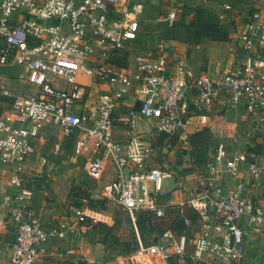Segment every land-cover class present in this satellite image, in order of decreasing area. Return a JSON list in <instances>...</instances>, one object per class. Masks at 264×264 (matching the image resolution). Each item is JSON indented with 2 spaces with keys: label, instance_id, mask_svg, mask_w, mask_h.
<instances>
[{
  "label": "built area",
  "instance_id": "2783aa9c",
  "mask_svg": "<svg viewBox=\"0 0 264 264\" xmlns=\"http://www.w3.org/2000/svg\"><path fill=\"white\" fill-rule=\"evenodd\" d=\"M129 2L0 0V68L21 67L25 84L32 91L14 97L9 109L0 113V182L5 180V185L13 189L1 197L15 230L11 264H38L48 256L50 240L91 232L98 224L88 198L72 208V223L61 224L58 229L46 230L34 215L33 193L24 173L47 130L77 139L75 157L91 147L93 158L85 166L89 180L101 181L111 163L112 178L102 186L101 196L114 203L133 225L140 215L163 222L180 218L198 234L199 242L212 257L211 264H264V255L255 261H248L244 255L246 231H264V208L256 198L246 195V185L239 176L245 164L248 177L264 185V152L246 150L230 157L217 154L203 167L192 163L190 197L168 205L163 199V184L174 182V174L149 169L151 149L135 135L140 117L153 120L156 130L167 136L180 134L185 126L181 105L191 87L196 90L195 106L206 107L217 99L241 106L264 146V0H248L249 5L244 7L229 3L220 6L223 18L230 19L233 26L234 65L219 78L203 73L191 83L181 76V61L173 70L168 67L162 49L156 57L150 52L140 56L130 51L128 43L138 32V22L129 15ZM179 12L180 8L171 7L162 20L166 28H173ZM96 47L101 50L97 52ZM116 55L131 59L135 71L129 74L110 64V58ZM80 74L108 87L91 108L79 104ZM56 80H62L65 88L58 87ZM135 82L142 85L139 111L115 118L117 103ZM2 90L8 95L6 89ZM115 123L130 128L126 140L115 139ZM250 137L248 131L246 138ZM40 161L46 163L45 159ZM222 173L235 183L230 191L214 194L211 185ZM187 210L195 216L194 224L184 217ZM154 240L143 255L152 248L162 262L191 264L202 258L201 246L187 251L185 234L166 229ZM63 256L57 255L59 259Z\"/></svg>",
  "mask_w": 264,
  "mask_h": 264
},
{
  "label": "crops",
  "instance_id": "0c3cea01",
  "mask_svg": "<svg viewBox=\"0 0 264 264\" xmlns=\"http://www.w3.org/2000/svg\"><path fill=\"white\" fill-rule=\"evenodd\" d=\"M187 3L188 1L185 3V0H130L128 3L129 15L138 22V32L135 39L129 41L128 48L135 55L143 56L150 52L153 57L159 55V50L162 49L167 57V65L170 69H175L178 62H182L181 76L188 83H191L203 73L212 78H219L231 69L236 59V54L232 50V45L234 44L232 22L228 18H223L221 11L219 13L221 5L206 0L203 3L199 2V7L210 10L218 16L220 25L228 32L230 41L211 42L205 40L198 45H187L183 42L182 29L190 25L189 9L193 6ZM172 6L180 8V12L177 14L173 31L168 32L162 20ZM93 40L92 42H94ZM96 49L97 52L101 50L99 47H96ZM94 60H97V58ZM115 63V67L123 69L129 74L135 71L134 62L131 59L124 61L120 57H116ZM77 80L82 87L81 100L79 102L82 108L93 107L98 98L108 92V87L105 84L85 75H78ZM141 88L142 85L140 83H133L130 91L117 103L114 111L115 118L120 115H127L131 111H139L141 100L143 99V96L139 94ZM195 94L196 90L194 88H187L186 100L181 105L185 126L180 134L167 136L156 130L153 120L145 119L151 131L150 134L141 136L142 140L151 149V155L147 160L148 168L151 170L171 171L174 174V185L164 190L163 199L168 205H175L187 200L193 188L192 160L190 159V147L187 144L189 136L205 131L204 139L207 142L202 147H199V150L195 151V153L201 154L203 159L207 158L213 149L216 154L229 157L242 153L237 148L243 147L245 139L243 135L246 136L248 131L250 136H254L250 137L254 141L244 151L249 150L253 153H259L253 151V149L259 145L263 146L261 137L254 130L250 119L246 116L241 106L233 105L224 99L213 100L206 107L195 106L193 104ZM48 131L50 130L46 132ZM129 131L130 128L128 126L115 123L114 137L116 140L124 141L128 138ZM45 134L42 140H44ZM42 140L39 142H42ZM263 151L264 148H261L262 153ZM84 153L85 155L90 154L93 156L91 147H88ZM31 157L32 155L26 164L24 173L26 177L29 176L28 168L29 170L31 169ZM111 170V163H109L108 171L103 177V185L111 180ZM222 174L224 179L222 175L218 179L222 178L225 181V179L229 178V181L226 183L221 181L222 179L217 181L214 184L215 189L211 187L214 194L230 191L235 183L233 178L224 173ZM239 176L246 185V195L251 197L250 195L254 194L256 189H251L250 187H256L255 183L248 177L245 168L240 169ZM34 188V183L30 182L28 189L33 193L31 208L43 227L48 230L53 227L51 223L57 220L59 216L61 220H64L65 217L63 212H56L46 206L41 201L39 191ZM12 192L13 189L5 185V180L0 182V264H11L10 247L14 241L15 230L9 219V208L2 205L1 197L4 193ZM100 198L103 199L102 196ZM90 210L91 214L96 216V218L101 216L94 209L90 208ZM70 220L69 222L66 220L65 224H71ZM111 220L110 218L109 222L112 223ZM100 222L98 220V224ZM184 234L187 236L186 248L188 252L194 251L196 247L199 248L201 246L203 248L202 258L191 264H211L212 257L208 251H205V245L203 246L199 242L198 234L191 230ZM82 236L85 237V234L78 232L74 235H67L63 240H50L47 245L48 256L39 260L38 264H68L77 260L84 261L79 253V239ZM243 246L244 255L248 261H255V259L262 256L261 254L264 255V231L247 230ZM58 254H63V258L59 259L57 257ZM130 262L132 264H142L136 257H131ZM95 264H101V262Z\"/></svg>",
  "mask_w": 264,
  "mask_h": 264
},
{
  "label": "rangeland",
  "instance_id": "374dc122",
  "mask_svg": "<svg viewBox=\"0 0 264 264\" xmlns=\"http://www.w3.org/2000/svg\"><path fill=\"white\" fill-rule=\"evenodd\" d=\"M187 1V4L193 5L190 7L192 9L196 8L199 2L203 3L204 0H185V3ZM206 1H212L218 5L229 3L236 7L249 5L248 0ZM220 11L221 8L219 13ZM55 84L60 88L65 87L62 80H56ZM2 87L8 91V95L3 94ZM31 92V87L25 84V73L21 67L12 65L0 68L1 113L9 109L10 102L14 97L28 95ZM243 136L245 137L243 141L244 145L242 148H237L241 152L254 141L253 138L247 139L245 135ZM76 140L75 138L64 136L57 131H48L45 134L44 140L37 144L30 158L31 169L29 170L28 168L29 176L27 177L29 184L30 182L34 183V189L39 191L41 201L46 206L56 212H63L65 217L64 220H61L59 216L57 220L51 223V226L57 229L61 224H65L66 220L68 222L71 219L72 208L81 206L83 198L101 199L100 195L104 178L99 182L88 179L85 174V166L93 156L83 153L75 157ZM216 155L214 149L211 150L206 158V164L211 162ZM225 157L229 156L226 155ZM41 159L46 160L44 165H41ZM241 167L244 169L246 165L242 164ZM221 175L223 178V174ZM221 179L212 183V189H215L214 184ZM223 179L221 181H224ZM228 181L229 178L225 179L224 182ZM173 185V181H166L163 184V189L165 190ZM255 185L256 187H250L251 189H256L254 190V194L250 196L256 198L264 208V185H257L256 183ZM94 210L101 214L99 218L97 216V219L101 222L91 232L83 234L93 245L105 248L106 255L101 264H132L130 262L131 257H136L142 264H172L170 260L162 262L152 248L148 251L147 255H143L142 253L144 249L150 247L152 241L154 243V239L159 237L160 233L167 228L169 222L141 220L140 223L133 225L125 213L111 201H108L104 210ZM110 218L112 219V223L109 222Z\"/></svg>",
  "mask_w": 264,
  "mask_h": 264
},
{
  "label": "trees",
  "instance_id": "16d2710c",
  "mask_svg": "<svg viewBox=\"0 0 264 264\" xmlns=\"http://www.w3.org/2000/svg\"><path fill=\"white\" fill-rule=\"evenodd\" d=\"M189 13H190V25L185 26L182 29V38L185 44L198 45L205 40L211 42H229L228 32L220 25V20L216 14H214L210 10H207L199 6H197L196 8L189 9ZM164 27L168 32L173 31L174 29V26L171 29L166 28L165 25ZM116 57H120L124 61L127 59L126 55L125 56L116 55L110 58L109 63L116 65L115 63ZM204 135H205V131L200 133H195L189 136L187 140V144L190 147V159L192 160V163L195 164L196 166H202V167L206 164V158L204 159L201 158V154L195 153V151L199 150V147H202L204 144H206L207 141L204 139ZM261 148H263L262 145L256 146L253 149V151L261 152ZM88 203H89V207L92 209L103 210L105 208L107 201L105 199H92L88 197ZM184 217L189 219L192 224L195 223L196 219L191 211L187 210L184 214ZM141 220H153V219L147 216L140 215L135 225L140 223ZM97 226L99 225L97 224ZM166 229H170L172 232L177 233L179 235L184 234L189 230L188 227L185 226L183 219L180 218H177V220L176 219L170 220L169 225L167 226ZM152 244L153 241L151 245ZM170 261L172 264H174L172 260ZM68 264H73V263H68ZM76 264H87V263L85 261L80 260L77 261Z\"/></svg>",
  "mask_w": 264,
  "mask_h": 264
},
{
  "label": "water",
  "instance_id": "95a60500",
  "mask_svg": "<svg viewBox=\"0 0 264 264\" xmlns=\"http://www.w3.org/2000/svg\"><path fill=\"white\" fill-rule=\"evenodd\" d=\"M150 128L147 125L144 118L140 117L137 119L135 135L143 136L150 134ZM79 253L87 264H95L102 262L106 255V250L104 247H97L90 243V241L82 236L79 239Z\"/></svg>",
  "mask_w": 264,
  "mask_h": 264
}]
</instances>
